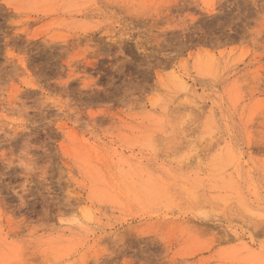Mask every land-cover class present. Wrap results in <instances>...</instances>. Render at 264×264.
Returning <instances> with one entry per match:
<instances>
[{
    "label": "rangeland",
    "instance_id": "1",
    "mask_svg": "<svg viewBox=\"0 0 264 264\" xmlns=\"http://www.w3.org/2000/svg\"><path fill=\"white\" fill-rule=\"evenodd\" d=\"M0 264H264V0H0Z\"/></svg>",
    "mask_w": 264,
    "mask_h": 264
},
{
    "label": "bare ground",
    "instance_id": "2",
    "mask_svg": "<svg viewBox=\"0 0 264 264\" xmlns=\"http://www.w3.org/2000/svg\"><path fill=\"white\" fill-rule=\"evenodd\" d=\"M190 195H191V194H190ZM191 196L193 197L194 195H191ZM194 199H195V197H193V200H194ZM196 199H197V198H196ZM196 199H195V200H196ZM198 201H199V200H198ZM198 201H197V202H198ZM195 202H196V201H195ZM199 203H200V201H199ZM197 204H198V203H197ZM131 262H132V261H131Z\"/></svg>",
    "mask_w": 264,
    "mask_h": 264
}]
</instances>
